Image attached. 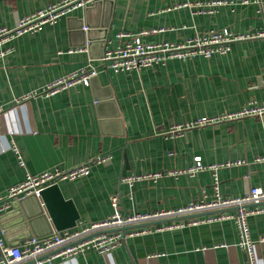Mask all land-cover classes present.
Listing matches in <instances>:
<instances>
[{"label":"crops","instance_id":"crops-1","mask_svg":"<svg viewBox=\"0 0 264 264\" xmlns=\"http://www.w3.org/2000/svg\"><path fill=\"white\" fill-rule=\"evenodd\" d=\"M59 1L0 0V27L12 28L18 18ZM216 1L227 5L215 7L213 13L198 12L199 6ZM243 1L99 0L2 45L0 217L12 211L8 190L26 173L87 163V175L58 182L79 215L77 225L110 216L113 195L122 213L177 210L190 202L213 200V172L181 173L193 167L195 157L204 166L244 162L217 170L222 197L241 196L251 187L264 190V115L171 132L199 118L264 103L262 39L233 42L225 54L170 58L138 71L114 73L100 61L105 49L122 43L117 37L121 32L147 31L141 38L145 43L174 44L224 29L253 34L264 21L256 4ZM87 66L97 68L89 86L78 84L52 96L22 100ZM102 156L109 159L92 162ZM153 174L158 176L126 181ZM25 212L26 227L18 228L13 218L0 224L8 244H22L30 234L40 239L50 234L48 228L41 229L44 220L37 218L35 204H27ZM234 212L231 208L148 223L139 227L145 232L128 236L108 254L89 250L56 258L53 264H264V212L247 217L252 261L238 245L232 218L192 222Z\"/></svg>","mask_w":264,"mask_h":264},{"label":"built area","instance_id":"built-area-1","mask_svg":"<svg viewBox=\"0 0 264 264\" xmlns=\"http://www.w3.org/2000/svg\"><path fill=\"white\" fill-rule=\"evenodd\" d=\"M99 0H61L49 4L43 9L20 17L12 28L0 27V47L12 39L25 33H33L41 29L45 24L52 25L63 16L77 8H86ZM254 3L264 21V0H244L243 3ZM227 5L226 2L216 1L211 4L199 6L200 13H213L215 7ZM155 32V31H151ZM142 31L136 34L118 33L117 37L122 43L114 49H105L100 61L107 69L114 73L138 71L142 68H150L162 64L170 58L190 59L194 56L209 57L212 54H225L230 49V44L245 39L260 38L264 42V27L253 34H234L227 29L211 31L202 35H196L183 43H145L142 36L147 34ZM6 52L0 50V56ZM97 76V68L87 66L78 71L58 78L40 91L26 94L22 100L36 96H52L81 84L89 86L91 80ZM264 115V103L260 106L249 104L242 110L224 114L214 118H199L185 126H174L171 132H180L187 129L199 128L222 122L236 121L242 118L261 117ZM13 151L18 155V149L12 144ZM18 159L20 156L18 155ZM109 158L98 157L93 163H103ZM20 165H23L19 160ZM243 161L227 162L225 164H212L204 166L199 157H195L193 167L181 173L195 174L201 170L213 172L214 199L210 201H195L186 204L177 210L151 212V213H122L119 210V198L110 197L112 214L104 220L90 225H77L71 229L54 231L47 238L30 237L19 245L8 244L0 230V264H53L56 258L66 259L86 251L94 250L101 254H108L121 245L128 236H134L145 232L139 227L160 220H170L176 217L196 216L208 214V212H222L227 209H235L233 214H221L194 219L192 222L212 221L216 219L232 218L237 225L239 233L238 245L243 249L249 261H252V242L249 237L247 217L252 214L264 212V190L257 187L249 188L245 194L237 197H222L218 190L217 170L222 167H230L243 164ZM90 164H80L69 170H52L32 175L26 173L24 179L8 190L7 200H18L30 195L39 197L40 192L61 180H74L88 174ZM152 176H129L126 181L132 184L134 181Z\"/></svg>","mask_w":264,"mask_h":264},{"label":"water","instance_id":"water-1","mask_svg":"<svg viewBox=\"0 0 264 264\" xmlns=\"http://www.w3.org/2000/svg\"><path fill=\"white\" fill-rule=\"evenodd\" d=\"M98 2L99 1L94 3V5H96ZM101 28L105 29L106 26L102 24ZM8 202L12 207V211L0 217V224L4 221H8L10 218H13V222H17L20 224L18 228L26 227L29 221L28 220L27 222H24L26 218L29 219V216L26 215L25 212L26 205L35 204L38 212L37 218L39 220H44L43 224L39 223L42 227L41 229L48 228V232L50 231V234H48L47 237L51 236L53 234V231L58 232L75 227L77 224V220L79 219V215L75 209L73 202L63 197L58 183H55L43 189L40 192L39 197L30 195L18 200H11ZM32 235L33 234H30L29 236L32 237Z\"/></svg>","mask_w":264,"mask_h":264}]
</instances>
